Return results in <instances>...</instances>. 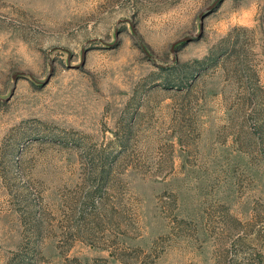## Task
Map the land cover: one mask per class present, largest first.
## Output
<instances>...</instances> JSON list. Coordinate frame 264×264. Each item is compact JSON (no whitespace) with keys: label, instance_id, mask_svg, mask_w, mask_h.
<instances>
[{"label":"rangeland","instance_id":"374dc122","mask_svg":"<svg viewBox=\"0 0 264 264\" xmlns=\"http://www.w3.org/2000/svg\"><path fill=\"white\" fill-rule=\"evenodd\" d=\"M26 242L264 264V0H0V264Z\"/></svg>","mask_w":264,"mask_h":264},{"label":"trees","instance_id":"16d2710c","mask_svg":"<svg viewBox=\"0 0 264 264\" xmlns=\"http://www.w3.org/2000/svg\"><path fill=\"white\" fill-rule=\"evenodd\" d=\"M213 55V52L207 57V59H210ZM201 61H198L200 63ZM103 157V156H102ZM100 187H97L96 190L89 192L88 200L86 205V208L91 204L95 202V192ZM44 217L43 214L39 211L33 212V216L29 222V228H30V234L28 236L29 239H39L43 232H44ZM27 236V235H26ZM29 245L28 242L22 246V249L15 253L14 257L10 259L8 264H36L35 255L29 256Z\"/></svg>","mask_w":264,"mask_h":264},{"label":"water","instance_id":"95a60500","mask_svg":"<svg viewBox=\"0 0 264 264\" xmlns=\"http://www.w3.org/2000/svg\"><path fill=\"white\" fill-rule=\"evenodd\" d=\"M203 21H204V18H202V21H201L200 33L198 34V37H200L202 35V33H203ZM187 41H190V38L189 37H185V38L181 39L178 42H187Z\"/></svg>","mask_w":264,"mask_h":264}]
</instances>
